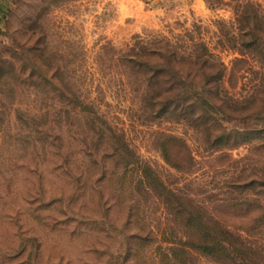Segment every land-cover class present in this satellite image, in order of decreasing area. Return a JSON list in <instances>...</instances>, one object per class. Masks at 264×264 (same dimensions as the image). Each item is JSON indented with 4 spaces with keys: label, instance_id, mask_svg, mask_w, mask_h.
I'll list each match as a JSON object with an SVG mask.
<instances>
[{
    "label": "rangeland",
    "instance_id": "1",
    "mask_svg": "<svg viewBox=\"0 0 264 264\" xmlns=\"http://www.w3.org/2000/svg\"><path fill=\"white\" fill-rule=\"evenodd\" d=\"M0 15V264H264V0Z\"/></svg>",
    "mask_w": 264,
    "mask_h": 264
},
{
    "label": "trees",
    "instance_id": "2",
    "mask_svg": "<svg viewBox=\"0 0 264 264\" xmlns=\"http://www.w3.org/2000/svg\"><path fill=\"white\" fill-rule=\"evenodd\" d=\"M254 29L255 28L249 29L248 32H246V35L250 37V42H249L250 44L249 45L255 44V46L256 45L258 46L264 40V36L262 37V35L257 33L256 30H254ZM156 50L158 51V53H160V56H163V54L166 52V50L163 48L156 49ZM166 61L168 62V59H166ZM138 63H140V62H138ZM204 63H205V61H204ZM142 66L144 68V72L149 69V66L146 63H143ZM200 68H201V66H200ZM150 71H151V73L149 76L151 77V75H152V77L157 78V77L162 76L164 74V67H162V65H161L160 67L150 69ZM33 74L34 73L31 72V73H29L28 76L31 78L33 76ZM200 75L202 76V79H203V85H208L210 82L218 83V80L220 79V76H221V70L219 68H216L215 70H213V72H205L204 70H202V73ZM37 77L39 78L38 75H37ZM172 102L173 101L170 102V100L167 98V96H164V97H162L161 100H158V102H157L158 104L156 103L157 106L154 104V102L151 105H152V107H155L153 110L154 113H156L157 115H162L169 109ZM203 103H206V104L208 103L210 105V103L207 102L205 99L203 100ZM186 107H189L190 111H194V106L191 103L187 104ZM212 141H211V143H212ZM166 193H169V192H166ZM216 230L218 231V234L222 238H218V241H216L214 243V245H212L211 247H215L218 250H227L226 244H227V246L230 247L231 241L228 238L224 237L226 232L221 227L217 226ZM223 241H224V243H222ZM203 247H204L205 252H206L207 246H203Z\"/></svg>",
    "mask_w": 264,
    "mask_h": 264
},
{
    "label": "crops",
    "instance_id": "3",
    "mask_svg": "<svg viewBox=\"0 0 264 264\" xmlns=\"http://www.w3.org/2000/svg\"><path fill=\"white\" fill-rule=\"evenodd\" d=\"M10 5V0H0V14ZM1 16V15H0Z\"/></svg>",
    "mask_w": 264,
    "mask_h": 264
}]
</instances>
